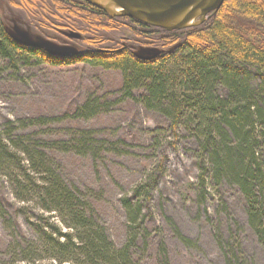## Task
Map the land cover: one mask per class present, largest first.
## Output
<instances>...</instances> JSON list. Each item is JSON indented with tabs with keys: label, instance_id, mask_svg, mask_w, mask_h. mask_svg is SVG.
<instances>
[{
	"label": "trees",
	"instance_id": "obj_1",
	"mask_svg": "<svg viewBox=\"0 0 264 264\" xmlns=\"http://www.w3.org/2000/svg\"><path fill=\"white\" fill-rule=\"evenodd\" d=\"M10 2L26 9L33 24L78 33L82 50L57 54L22 44L0 20V75L17 80L21 68L83 63L121 76L118 89L99 96L90 92L60 114L0 124V175L10 183L14 198L57 213L72 230L61 232L45 220L42 227L32 226L33 238H18L11 231L12 240L5 245L11 262L43 264L47 258L59 264H144L146 260L172 264L166 245L154 242L151 228L143 226L151 214L159 166L136 184L133 198H120L127 235L119 245L100 223L96 207L100 191L62 175L57 154L87 158L97 167L138 148L123 138L104 137L100 129L66 124L108 113L123 99L137 101L160 118L162 124L139 141L148 151L146 156L151 159L158 153L167 136L184 134L198 170L192 185L199 199L206 197L208 186L216 194L223 188L234 190L244 203L248 226L264 249V0H224L200 25L171 31L129 17H110L84 0ZM113 30L120 34L109 38L102 34ZM126 31L161 52L151 58L137 57L125 41ZM7 217L0 201V219ZM176 235L189 245V239L177 231ZM217 244L225 264H248L234 233L219 236Z\"/></svg>",
	"mask_w": 264,
	"mask_h": 264
},
{
	"label": "rangeland",
	"instance_id": "obj_2",
	"mask_svg": "<svg viewBox=\"0 0 264 264\" xmlns=\"http://www.w3.org/2000/svg\"><path fill=\"white\" fill-rule=\"evenodd\" d=\"M24 10L13 6L10 0H0V20L13 37L55 52L82 50V38L78 33L63 29L49 31L31 23ZM102 34L109 38L120 32L103 31ZM124 37L137 55L150 56L160 52L157 46L146 45L148 42L140 41L127 31ZM120 85L118 71L83 63L67 67L21 68L17 80L1 74L0 124L8 119L18 120L37 114H60L81 103L90 92L99 96L103 91L118 89ZM66 124L95 131L100 129L103 131L100 135L104 137H119L138 144V148L117 159L105 160L97 167L87 158L71 153L57 154L64 178L100 191L96 204L100 223L117 245L123 243L127 235V220L120 198H133L136 184L144 181L147 174H153L159 166L151 192V214L144 218L143 226L151 228L150 236L154 242L161 241L166 245L172 264H225L217 238L227 236L229 232L240 239L241 251L248 264H264V249L247 224L240 195L227 188L216 194L208 186L206 197L199 199L197 196V187L192 184L198 170L191 156L190 141L184 134L167 136L162 139L158 153H153L151 159L146 156L148 151L142 149L139 141L145 139V132L149 129L162 124L157 114L145 110L135 100L123 99L108 113ZM150 166L154 168L151 171ZM0 201L8 214L6 221L0 219V250L3 251L0 258L3 264H18L11 262L12 257L5 249L6 243L12 240L11 231H15L18 238L21 235L33 238L35 225L42 227L46 220L61 232H72L63 225L57 213L43 211L35 203L16 200L10 183L2 175ZM176 231L190 240L189 245L180 241ZM147 262L150 264L152 260H146L144 264ZM42 263L59 264L47 258Z\"/></svg>",
	"mask_w": 264,
	"mask_h": 264
},
{
	"label": "water",
	"instance_id": "obj_3",
	"mask_svg": "<svg viewBox=\"0 0 264 264\" xmlns=\"http://www.w3.org/2000/svg\"><path fill=\"white\" fill-rule=\"evenodd\" d=\"M87 3L103 10L110 17L126 16L142 23L159 27L167 31L194 27L200 25L206 18L214 13L223 4L224 0H84ZM114 7H119L115 10ZM12 36L9 32H7ZM13 37V36H12ZM22 44L41 47L48 52L57 54L77 53L79 51L55 52L47 48L29 44L16 39ZM161 52V50H160ZM160 52L150 56H140L139 58H151Z\"/></svg>",
	"mask_w": 264,
	"mask_h": 264
},
{
	"label": "bare ground",
	"instance_id": "obj_4",
	"mask_svg": "<svg viewBox=\"0 0 264 264\" xmlns=\"http://www.w3.org/2000/svg\"><path fill=\"white\" fill-rule=\"evenodd\" d=\"M115 10H119L120 8L119 7H114ZM145 24V23H144ZM148 25V24H147ZM174 30V29H173Z\"/></svg>",
	"mask_w": 264,
	"mask_h": 264
}]
</instances>
